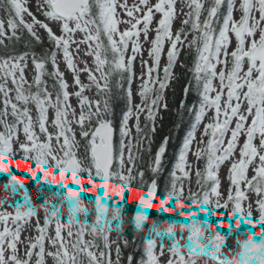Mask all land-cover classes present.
<instances>
[{
  "label": "snow or ice",
  "instance_id": "6c2138e0",
  "mask_svg": "<svg viewBox=\"0 0 264 264\" xmlns=\"http://www.w3.org/2000/svg\"><path fill=\"white\" fill-rule=\"evenodd\" d=\"M0 264H264V0H0Z\"/></svg>",
  "mask_w": 264,
  "mask_h": 264
},
{
  "label": "trees",
  "instance_id": "16d2710c",
  "mask_svg": "<svg viewBox=\"0 0 264 264\" xmlns=\"http://www.w3.org/2000/svg\"><path fill=\"white\" fill-rule=\"evenodd\" d=\"M183 98V94L179 85L176 87V94L173 96L171 95L169 107L171 111L165 115V118L158 128L157 134V142L167 135L171 136V141L169 144V149L167 152V156L169 160L172 159L174 153L177 151L178 145L180 144L183 136L186 134L187 126L189 122V117L184 115L181 119V116L177 115L176 107L180 99ZM177 124L180 127H177ZM155 147V145H154Z\"/></svg>",
  "mask_w": 264,
  "mask_h": 264
},
{
  "label": "flooded vegetation",
  "instance_id": "af4514ba",
  "mask_svg": "<svg viewBox=\"0 0 264 264\" xmlns=\"http://www.w3.org/2000/svg\"><path fill=\"white\" fill-rule=\"evenodd\" d=\"M171 95H172V94L170 93V94H169V98H171Z\"/></svg>",
  "mask_w": 264,
  "mask_h": 264
},
{
  "label": "rangeland",
  "instance_id": "374dc122",
  "mask_svg": "<svg viewBox=\"0 0 264 264\" xmlns=\"http://www.w3.org/2000/svg\"><path fill=\"white\" fill-rule=\"evenodd\" d=\"M169 104H170V98H169Z\"/></svg>",
  "mask_w": 264,
  "mask_h": 264
}]
</instances>
